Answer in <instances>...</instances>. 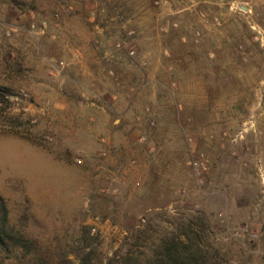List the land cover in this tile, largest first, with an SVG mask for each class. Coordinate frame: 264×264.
Wrapping results in <instances>:
<instances>
[{
  "label": "rangeland",
  "instance_id": "rangeland-1",
  "mask_svg": "<svg viewBox=\"0 0 264 264\" xmlns=\"http://www.w3.org/2000/svg\"><path fill=\"white\" fill-rule=\"evenodd\" d=\"M0 198V264H264V0H0Z\"/></svg>",
  "mask_w": 264,
  "mask_h": 264
},
{
  "label": "trees",
  "instance_id": "trees-1",
  "mask_svg": "<svg viewBox=\"0 0 264 264\" xmlns=\"http://www.w3.org/2000/svg\"><path fill=\"white\" fill-rule=\"evenodd\" d=\"M0 214V244L4 243L3 237L10 238L18 249L29 252L30 248L26 246L22 237L7 234V210L1 198ZM210 249L191 240H182L179 237L163 238L160 246L156 247L148 256L140 257L128 253L123 258L109 261L107 264H219L216 259L217 255H212Z\"/></svg>",
  "mask_w": 264,
  "mask_h": 264
}]
</instances>
